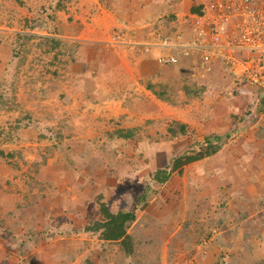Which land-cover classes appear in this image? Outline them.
I'll return each mask as SVG.
<instances>
[{"label": "rangeland", "instance_id": "rangeland-1", "mask_svg": "<svg viewBox=\"0 0 264 264\" xmlns=\"http://www.w3.org/2000/svg\"><path fill=\"white\" fill-rule=\"evenodd\" d=\"M94 2L115 15L129 10L127 19L135 14L138 23L145 17L132 7L136 0H0V237H16L22 250L34 242L7 264H264V253L246 250L240 233L250 226L264 234V91L221 64L201 76V67H190L195 59L155 73L145 54L158 51L142 53L136 39L130 46L126 37H64L66 26L94 23ZM255 3L264 12V0ZM167 16L149 13L161 28L154 34L165 32ZM19 31L61 42L48 52L43 38H17ZM149 83L167 85L169 102ZM174 121L187 123L189 133L173 138ZM137 126L129 140L109 135ZM208 136L220 137L217 151L156 181L175 156L205 151ZM204 171L214 174L204 178ZM148 186L142 205L138 196ZM100 198L115 213L137 209L133 255L84 228L104 219ZM254 245L264 252V240Z\"/></svg>", "mask_w": 264, "mask_h": 264}, {"label": "built area", "instance_id": "built-area-1", "mask_svg": "<svg viewBox=\"0 0 264 264\" xmlns=\"http://www.w3.org/2000/svg\"><path fill=\"white\" fill-rule=\"evenodd\" d=\"M204 15L194 16L192 33L177 19L174 36L154 34L138 44L142 53L160 51L162 65L195 59L194 68L212 72L216 65L230 67L232 73L264 91V12L255 0H210ZM192 21V22H193ZM135 38V37H134ZM177 53V54H175Z\"/></svg>", "mask_w": 264, "mask_h": 264}, {"label": "trees", "instance_id": "trees-1", "mask_svg": "<svg viewBox=\"0 0 264 264\" xmlns=\"http://www.w3.org/2000/svg\"><path fill=\"white\" fill-rule=\"evenodd\" d=\"M206 3L207 0L201 1L200 0V5H201V10H198L195 7L190 8L191 13L196 14V15H204L205 11L203 8H206ZM188 18V17H187ZM186 22L187 25L184 27V30H187L188 25H190V20H187ZM177 16L175 12H170L168 16L164 19V33L170 34L174 36V33L177 31V27L173 25V23L176 21ZM31 28H36L35 25H31ZM148 30H159L161 28L158 27L157 24H151V26L147 27ZM191 33V32H190ZM17 38L24 37L26 39H34V38H43L46 43H48V52H53L55 51L58 46L60 45L61 40L57 36H46L34 32H22L19 31L16 33ZM45 43V44H46ZM41 45L44 46V44L41 43ZM61 51V50H60ZM98 53V49H94L93 52ZM76 57V55H75ZM148 57L147 59L145 58L146 63H154L152 66H158L159 68H156V71L154 72H161V70L168 71L169 72V66H177L180 65L181 63H176V64H168V65H162L159 63L157 60V54H147ZM57 58V56H55ZM76 59V58H75ZM151 61V62H150ZM190 61V60H189ZM53 63V62H52ZM151 65V64H150ZM149 66L145 65L143 72L145 74L149 73L151 70L148 68ZM81 76L89 77V71L83 72ZM87 74V75H86ZM92 75V74H91ZM89 82V79H88ZM146 87L152 91V93L158 97L159 99L169 102V98L165 96L164 92L168 91L167 85H161L160 89H156V86L154 84H147ZM17 100V97L14 99ZM264 102V99H263ZM174 123V124H173ZM171 125L168 127V131L171 133V136L173 138L179 137L180 135H185L189 133V125L185 122L181 121H174ZM139 127H131V128H116L112 130L109 135L111 138H117V139H122V140H129L132 139L136 136L137 130ZM216 138H220L219 136H208L206 141H207V148L205 151H198V152H188L183 155H178L173 158L172 165L167 166L164 169H159L156 174H155V179L158 183H165L171 173L175 170H179L182 172L183 167L195 160L201 159L206 155H210L213 152L217 151L218 146L213 143V140ZM151 186L146 187V189L138 196V202L142 205L143 202L146 201L147 199V192H149ZM100 209L102 214L104 215V219L102 220H96L90 224H88L86 227H84L86 230H91L93 232H100L101 237L105 240L108 241H113L119 243L122 252H124L127 256L133 255L135 252V246H134V237L133 235L129 232V228L133 222L136 221L137 219V209L135 208L134 210H119L116 213L112 212L108 206V204L103 201L100 198ZM86 264H93V261L90 259L87 260Z\"/></svg>", "mask_w": 264, "mask_h": 264}, {"label": "crops", "instance_id": "crops-1", "mask_svg": "<svg viewBox=\"0 0 264 264\" xmlns=\"http://www.w3.org/2000/svg\"><path fill=\"white\" fill-rule=\"evenodd\" d=\"M91 1H94V0H91ZM136 1L138 2L132 3V7L134 6L140 7L141 9L145 11L144 12L145 17H141V23H138V21L135 22L136 20L135 14L131 16L130 20L127 19L131 14V12H128L129 10L127 11L122 10L121 13H116L115 15L114 11H110L107 8L106 9L103 8V6L99 2L97 6V4H95L94 2L92 3V5H94L95 7H97V9H99L98 12L95 13L93 16L94 23H87L86 20H83L82 23H84L85 25L80 29H75L74 31L70 30L69 26H66L65 29L62 28V33L65 34V36L64 35L63 36L66 38H71V39H75L79 41H97V42H100L102 40L111 41L113 36L114 38L126 37L129 40V43L127 42L126 44L132 46L133 45L132 41H134L135 39H136V42H139L137 39H139L140 41L143 40V42H147L148 40L152 39L155 30H148L147 27L151 26V24H153L154 21L152 20V17H148L149 13H155V12L159 13L160 12L161 14L164 13L168 15L170 12H177V15L185 22L187 17L190 19L192 18L191 14L193 13H191L190 8L195 7L198 10H201L200 0H197L196 2H194L193 0H136ZM182 3H186L187 8H183L181 6ZM133 4H136V5H133ZM125 5L126 4L123 3L122 6L120 7L123 9H127V7L125 8ZM204 9L206 8H203V10ZM122 15L126 17H123ZM93 24H94V27H91L93 26ZM185 26L186 25H184V27ZM137 28L144 29V33L142 32L143 30L142 31L136 30ZM131 39L132 41H130ZM134 45L137 46L138 44L134 43ZM0 49H2L1 41H0ZM4 54H5L4 62L6 65H9V60L11 59V52H9L8 50H5ZM186 61L187 60H183V63ZM183 67H187L186 64H184ZM190 67L193 69L194 65H190ZM194 69L193 70L195 72L197 68H194ZM200 73L203 74L201 76H206V74L210 75V72H205V73L200 72ZM207 78L209 81H212L209 77ZM17 101L19 102V99ZM210 155H206V156H210ZM193 162H190V163H193ZM213 174L214 172L212 171L203 172L204 178H210ZM207 182H208V179H207ZM239 220L243 221L240 218ZM226 224L227 222L225 223L224 221V226H226ZM251 229H254V228H250V226H245L243 230L242 229L240 230L243 243L245 244V247L247 246L246 250L251 251L252 249L256 252H259L262 255V253L264 252L259 250L255 245L254 246L252 245L255 244V240H259V241L264 240V234L262 235L263 232L261 234L256 233V232L253 233V230ZM246 233L251 234V237L247 238ZM245 237L246 239H244ZM0 238H1L0 239V251L2 252V257H0V264H7L9 260H11V262L13 263L12 260H17V256L12 255V252H16V253L18 252L20 255L22 252H28L27 246L30 243L29 247H31L32 242H33V240H30L29 243L25 244L26 246L22 250L21 248L22 241L20 240L17 241L16 237L15 239H13L12 236H7L6 238H3V237H0ZM14 240H16L17 242H15ZM13 241L16 243L15 248L11 247L10 245V243Z\"/></svg>", "mask_w": 264, "mask_h": 264}, {"label": "bare ground", "instance_id": "bare-ground-1", "mask_svg": "<svg viewBox=\"0 0 264 264\" xmlns=\"http://www.w3.org/2000/svg\"><path fill=\"white\" fill-rule=\"evenodd\" d=\"M209 1L210 0H207V3H206V8H208L207 6H208V3H209ZM206 9H204V11H205ZM194 16H199V15H196V14H193ZM202 16V15H201ZM201 16H199V17H201ZM191 33H192V31H191ZM151 52V51H150ZM160 51H158V53H159ZM175 54H177V53H175ZM179 63H181V62H179Z\"/></svg>", "mask_w": 264, "mask_h": 264}, {"label": "clouds", "instance_id": "clouds-1", "mask_svg": "<svg viewBox=\"0 0 264 264\" xmlns=\"http://www.w3.org/2000/svg\"><path fill=\"white\" fill-rule=\"evenodd\" d=\"M138 44H140L139 42H137ZM145 54V53H144ZM145 56H147V54H145Z\"/></svg>", "mask_w": 264, "mask_h": 264}]
</instances>
